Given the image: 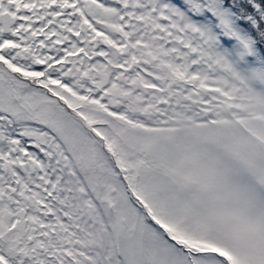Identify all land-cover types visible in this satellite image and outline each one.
Wrapping results in <instances>:
<instances>
[{
  "label": "snow or ice",
  "instance_id": "snow-or-ice-1",
  "mask_svg": "<svg viewBox=\"0 0 264 264\" xmlns=\"http://www.w3.org/2000/svg\"><path fill=\"white\" fill-rule=\"evenodd\" d=\"M0 264H264V0H0Z\"/></svg>",
  "mask_w": 264,
  "mask_h": 264
}]
</instances>
